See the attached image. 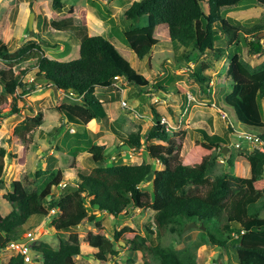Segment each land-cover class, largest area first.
<instances>
[{
  "label": "trees",
  "instance_id": "16d2710c",
  "mask_svg": "<svg viewBox=\"0 0 264 264\" xmlns=\"http://www.w3.org/2000/svg\"><path fill=\"white\" fill-rule=\"evenodd\" d=\"M88 1L98 3L104 0ZM130 1L132 5L124 14V20L132 22V25L121 30L113 18L109 19V24L112 34L140 61L149 57L156 46L166 42L184 49L178 61L195 62L209 55L221 58L226 50L216 47V43L222 36L230 44H235L243 32L250 33L242 23L229 19L227 14L234 10L247 11L256 5L264 7V0ZM79 9L66 10L63 0H53L50 26L59 34L78 32L76 13ZM141 19L146 20V25L139 24ZM162 27L167 29V35L162 32ZM262 32V29H257L249 43L252 55L264 54V44L258 37ZM79 45L78 59L60 61L46 57L34 43L13 52L7 40L0 39V59L9 66L8 69L0 68V130L4 119L22 111L19 107L22 95H17L18 90L29 95L35 89L32 83L24 81L30 69L20 68L23 63L33 64L31 68L36 70V76L53 84L57 90L72 92L81 99L80 103L63 104L57 109L68 124L81 127H87L95 120L108 119L104 102L96 94L98 89H110L119 79L141 90L149 86L150 81L139 74L104 36H88ZM239 50L234 53L229 67L233 78L231 92L221 95L219 100L226 106V112L235 110L242 124L260 131V138L264 141V68L252 72L241 60ZM210 68V64L203 63L196 72L194 77L201 86L210 84L211 77L204 75ZM168 84V87L156 85V89L167 95L176 93L179 98L186 94L182 87L171 82ZM8 96L13 97L14 103L6 113ZM184 99L188 102L187 98ZM153 113L154 125L147 133V141L159 143L151 145L148 151L153 163L162 165V170L156 171L153 163L107 164L106 160L110 158L107 148L94 145L86 131L68 134L67 140L75 138L71 145H67L70 146L69 155L76 160L81 153L89 152L97 166L87 176L78 175L77 191L63 188L58 195L53 191L62 184L64 172L61 170L40 191L32 188L36 182L27 177L13 182V191L4 196L13 211L6 217L0 212V251L22 237L15 234L19 228L28 224L31 218L41 216L51 220V227L57 233H70L67 240H60L59 248L49 243L33 246V250L42 256V264H78L77 258L82 255L81 239L74 230L86 223L94 224L97 229L89 232L85 241L99 250L95 258L101 264L115 261L119 256L120 249H123V246L117 248L120 240L132 250L150 256L157 264H199L194 253L203 244L219 249L221 257L234 252L236 260H229L230 264H264V150L258 149L253 153L241 151L239 154L230 151L229 155H224V149L230 145L231 129L223 135H211L201 130L203 141L196 142L182 158L181 146L171 137L162 115L156 108ZM43 121L42 114L29 117L16 127L15 132L25 140L27 134L37 130ZM117 134L121 139L119 131ZM143 145L138 131L122 139L119 149L129 146L130 150L138 151ZM7 156L6 148L0 145V187L4 184ZM220 158L227 161L232 169L237 158L250 163L251 176L244 180L240 190H233L227 175L211 181L210 174ZM51 173L50 169L38 170L35 175L40 179ZM149 182L154 185L153 195L142 189V184ZM203 187L207 189L205 194L198 192ZM86 200L90 201L92 209L109 213L116 219L135 209L153 210L155 229H148V235L140 237L125 227L111 240L98 220V214L88 213ZM54 209L57 213L51 214ZM191 223L205 228L201 231L200 242L183 250L161 245L165 233L184 237ZM153 236L158 243L152 240ZM24 258L23 254H17L5 264H26ZM128 264H134V260H129ZM144 264L152 263L144 261Z\"/></svg>",
  "mask_w": 264,
  "mask_h": 264
},
{
  "label": "rangeland",
  "instance_id": "374dc122",
  "mask_svg": "<svg viewBox=\"0 0 264 264\" xmlns=\"http://www.w3.org/2000/svg\"><path fill=\"white\" fill-rule=\"evenodd\" d=\"M52 2L53 0H0V39H6L13 52L34 43L37 49L50 59L71 61L79 58V44L86 37L101 35L110 40L132 67L150 81V84L146 90H141L119 79L110 89H98L96 94L104 102L108 119L95 120L87 127H81L66 123L64 116L57 110L63 104L80 103L81 99L70 92L57 90L53 84L36 76V70L31 68L34 67L33 64L23 63L20 68L30 69L24 81L32 83L35 89L29 95H23L22 90H18L17 95H22L19 100L22 111L19 115L8 117L2 122L0 145L5 147L8 153L5 159L4 184L0 187V212L3 217L13 211L12 205L4 198L13 191V182L23 181L27 177L33 183L36 182L32 188L40 191L45 183L54 179L58 170H61L64 172L62 186L67 187L69 184H79L78 175L87 176L97 166L89 152L81 153L76 160L73 159L69 155L70 146L67 147V145H71L75 138L69 137L67 140L66 135L76 132L83 134L86 131L94 145L107 148V153L110 155V158L106 160L107 164H152L148 148L157 144L158 141H147V133L154 125L153 109L156 108L168 125L171 137L181 146V157L184 158L196 142L203 141L201 130L211 135H223L228 131L227 121L223 119L226 106L220 102L219 97L231 92L233 78L229 67L236 50L240 49L241 60L252 72H259L264 68V54L252 55L249 46L257 29H262L264 32V7L260 5L247 11L234 10L227 14L229 19L242 23L250 33L243 32L235 44H230L228 39L222 36L216 43V47L226 50L224 56L217 58L209 55L200 57L195 62H187L185 59L177 60L183 55L184 49L176 47L171 42L159 44L149 57L140 61L133 51L112 34L109 24L111 18L115 19L121 30L132 25V22L124 20V14L132 5L130 0H104L98 3L88 0H63L66 10L80 8L76 13L79 31L60 34L56 33L49 24L52 16ZM33 15V29L30 30V19ZM139 24L146 25V20L141 19ZM161 30L164 34H168L165 27ZM260 39L264 44V38ZM203 63L211 65L204 75L211 77L212 80L209 85L201 86L194 76ZM0 68L8 69L9 66L0 59ZM169 82L182 87L186 94L179 98L176 93L167 95L163 90L156 89V85L160 84L168 87ZM203 89L207 93H204ZM184 98H187L188 102ZM6 99L8 106L4 112L7 113L11 110L14 101L10 96ZM227 113L229 121L234 123L240 131L253 135L259 134L260 131L257 129L242 124L235 110H228ZM40 114L44 117L43 124L33 133H28L27 139L24 140L15 132L16 127L27 118L37 117ZM210 120L211 123H209ZM118 131L122 135L121 139L117 134ZM138 131L141 132L144 144L141 150L132 151L123 147L119 149L122 139ZM229 142L231 150L228 155L230 151L236 154L241 151L248 153L255 151L248 142H243V148L240 149L232 147L236 144L233 139L230 138ZM153 165L156 171L163 169L158 163ZM48 169L52 170L51 174L40 179L36 177L38 170ZM221 175H227L233 190H240L244 180L251 176L250 163L244 158H237L235 168L232 169L227 161L220 158L210 174V179L213 181ZM61 189V187L54 189V194L58 195ZM142 189L153 195V182L142 184ZM206 190L203 187L198 189V192L205 194ZM85 205L89 214H98V220L102 222L105 233L111 240H114L117 231L125 227H129L131 232L140 237L148 235V229H155L153 210L135 209L116 219L109 213L92 209L89 200H86ZM262 218H264V211ZM74 231L81 239L82 255L77 258V263L101 264L95 258L99 250L85 241L89 232L97 231L95 225L86 223ZM201 231H203L202 228H192L187 230L184 237L165 233L164 238L159 242L164 247L183 250L195 242H200ZM17 233L22 237H30L28 244L31 247L40 243H49L59 248L60 240H67L70 236V233H57L51 227V220L41 216L31 218L28 224L19 228L15 234ZM152 240L155 241V236ZM120 243L117 248L123 246V249H120V254L115 261L110 260L108 264H128L131 259L134 260V264H144V261L157 264V261L145 253L136 252L130 246H126L123 240H120ZM155 243H158V240ZM17 254L16 248L1 251L0 263H8L11 257ZM194 255L199 264H230L229 260L232 262L236 260L234 252L221 257L219 249L210 244L201 245ZM39 256L42 263V256Z\"/></svg>",
  "mask_w": 264,
  "mask_h": 264
},
{
  "label": "built area",
  "instance_id": "2783aa9c",
  "mask_svg": "<svg viewBox=\"0 0 264 264\" xmlns=\"http://www.w3.org/2000/svg\"><path fill=\"white\" fill-rule=\"evenodd\" d=\"M126 105V103H124ZM223 119L228 120V127L232 129L231 136L237 141L235 145L236 148L240 149L242 147L243 142H248L250 143L251 146H253L254 150L257 149H264V142L261 140L259 135H253L247 132H242L240 131L234 123L229 121V116L226 113H223ZM62 188H65V186H62ZM56 210H52L51 214H56ZM33 237V236H32ZM9 248H16L17 252L20 254H23L25 256V262L27 264H36L34 258L30 255L33 247L29 246V244L26 245H18L16 242H13Z\"/></svg>",
  "mask_w": 264,
  "mask_h": 264
},
{
  "label": "water",
  "instance_id": "95a60500",
  "mask_svg": "<svg viewBox=\"0 0 264 264\" xmlns=\"http://www.w3.org/2000/svg\"><path fill=\"white\" fill-rule=\"evenodd\" d=\"M33 18H34V15H33V17L30 19V30H32L33 29ZM258 37L259 38H264V32H262V33H260L259 35H258ZM124 149H130V147L129 146H124L123 147ZM229 148L227 147V148H225L224 149V155H228V152H229ZM69 190H73V191H77L78 190V187L77 186H69V187H67V189H66V191H69ZM192 228H199V226L196 224V223H191V224H189L188 226H187V228H186V231L187 230H190V229H192ZM202 229H205L204 227H202ZM31 240V238L30 237H22V238H19L18 240H16V243L17 244H19V245H24V244H27L29 241ZM123 244V243H122ZM1 252V251H0Z\"/></svg>",
  "mask_w": 264,
  "mask_h": 264
},
{
  "label": "clouds",
  "instance_id": "9594fccd",
  "mask_svg": "<svg viewBox=\"0 0 264 264\" xmlns=\"http://www.w3.org/2000/svg\"><path fill=\"white\" fill-rule=\"evenodd\" d=\"M72 95H74L72 92H70ZM76 96V95H75ZM189 103L191 104V102L189 101ZM186 113H188V110H186ZM223 113H226V114H228L226 111L225 112H223ZM65 121L67 122V120L65 119ZM227 121V123H228V120H226ZM163 123H165V120H163ZM166 124V123H165ZM73 125V124H72ZM76 126V125H75ZM227 127H228V124H227ZM228 129H231L230 127H228ZM227 129V130H228ZM231 132H232V129H231ZM231 132H230V137H231V139H233L235 142H237L232 136H231ZM77 133V132H76ZM75 134V133H74ZM251 134V133H250ZM256 135H259V134H256ZM260 136V135H259ZM262 140V139H261ZM263 141V140H262ZM264 142V141H263ZM159 143V142H158ZM230 145H231V143H230ZM230 145H229V149H231L230 148ZM235 145V144H234ZM124 147V146H123ZM232 147H234V146H232ZM258 150V149H257ZM264 150V149H263ZM190 151V150H189ZM159 164V163H158ZM62 185V184H61ZM61 185H60V187H61ZM69 186H77V185H72V184H69V185H67V187H69ZM67 187H65L66 189H67ZM78 187V186H77ZM62 188V187H61ZM63 189V188H62ZM20 238H22V237H20ZM19 239V238H18ZM17 239V240H18ZM13 242H16V241H12V243ZM29 243V242H28ZM27 243V244H28ZM17 244V243H16ZM19 245V244H18ZM24 245H26V244H24ZM8 249V248H7ZM3 251H5V250H3ZM18 254H20V253H18ZM33 258H34V260H35V263L36 264H42L41 263V257L39 256L40 254H38V253H36L34 250H32V252H31V254H30ZM24 260H25V258H24ZM27 264V263H26Z\"/></svg>",
  "mask_w": 264,
  "mask_h": 264
},
{
  "label": "crops",
  "instance_id": "0c3cea01",
  "mask_svg": "<svg viewBox=\"0 0 264 264\" xmlns=\"http://www.w3.org/2000/svg\"><path fill=\"white\" fill-rule=\"evenodd\" d=\"M31 3V2H30ZM36 3V2H35ZM67 123V122H66Z\"/></svg>",
  "mask_w": 264,
  "mask_h": 264
}]
</instances>
